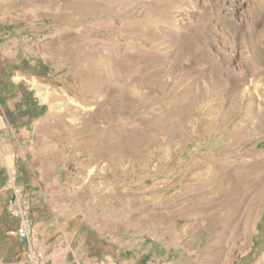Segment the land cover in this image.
<instances>
[{"label": "rangeland", "instance_id": "1", "mask_svg": "<svg viewBox=\"0 0 264 264\" xmlns=\"http://www.w3.org/2000/svg\"><path fill=\"white\" fill-rule=\"evenodd\" d=\"M0 264H264V0H0Z\"/></svg>", "mask_w": 264, "mask_h": 264}, {"label": "built area", "instance_id": "2", "mask_svg": "<svg viewBox=\"0 0 264 264\" xmlns=\"http://www.w3.org/2000/svg\"><path fill=\"white\" fill-rule=\"evenodd\" d=\"M11 215L16 219L21 220L20 225L16 229L17 236L22 242L29 243L30 242V232L23 222V214L21 210L18 207L14 208L11 212Z\"/></svg>", "mask_w": 264, "mask_h": 264}]
</instances>
